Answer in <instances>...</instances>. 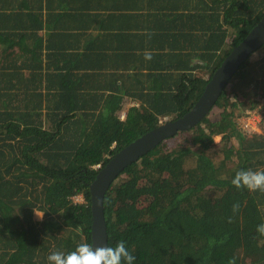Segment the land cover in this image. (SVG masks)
<instances>
[{
  "label": "trees",
  "instance_id": "obj_1",
  "mask_svg": "<svg viewBox=\"0 0 264 264\" xmlns=\"http://www.w3.org/2000/svg\"><path fill=\"white\" fill-rule=\"evenodd\" d=\"M205 7L192 14L205 44L197 68L181 73L177 85L123 84L114 96L75 71L81 58L73 54L49 53L58 64L26 77L30 51L11 48L33 37L10 35L25 26L24 10L10 21L8 8H0V264H47L52 251L92 244L90 185L99 169L144 133L191 110L225 57L264 17V0H210ZM256 52L261 59L241 65L198 125L128 165L110 185L108 245L125 241L135 264H264V236L257 232L264 193L231 183L241 169L264 170V44ZM126 94L137 105L121 118ZM258 105L261 132L248 133L236 118Z\"/></svg>",
  "mask_w": 264,
  "mask_h": 264
},
{
  "label": "crops",
  "instance_id": "obj_2",
  "mask_svg": "<svg viewBox=\"0 0 264 264\" xmlns=\"http://www.w3.org/2000/svg\"><path fill=\"white\" fill-rule=\"evenodd\" d=\"M204 4L207 9L210 0H0V8L13 16L10 21L24 10L25 26L17 25L10 35L16 31L17 39L22 33L33 37L11 48L17 54L30 51L34 63L25 70L26 77L58 64L49 53L73 54L81 58L75 71L99 81L100 91L111 96L123 84L177 85L181 73L197 68L205 44L192 14ZM93 71L107 76L94 79ZM133 105L137 102L124 95L120 117Z\"/></svg>",
  "mask_w": 264,
  "mask_h": 264
},
{
  "label": "water",
  "instance_id": "obj_3",
  "mask_svg": "<svg viewBox=\"0 0 264 264\" xmlns=\"http://www.w3.org/2000/svg\"><path fill=\"white\" fill-rule=\"evenodd\" d=\"M263 44L264 17L225 57L191 110L175 120H166L154 129L144 133L118 151L98 171L90 185L92 201L91 238L94 246L108 245L104 199L112 182L128 165L138 161L165 140L176 136L181 131H189L198 125L211 112L231 77Z\"/></svg>",
  "mask_w": 264,
  "mask_h": 264
},
{
  "label": "clouds",
  "instance_id": "obj_4",
  "mask_svg": "<svg viewBox=\"0 0 264 264\" xmlns=\"http://www.w3.org/2000/svg\"><path fill=\"white\" fill-rule=\"evenodd\" d=\"M151 58V53L146 52L145 59L150 60ZM99 167L100 165L97 168ZM231 183L237 189L264 193V170L241 169L235 173ZM81 199L83 200L82 197ZM239 207V203L234 204L233 212H237ZM37 216L43 219V216ZM229 222H231V218ZM257 232L264 236V224L257 226ZM135 261V255L123 240L115 246H94L89 243H81L75 250L67 254L61 251H52L47 256V264H135Z\"/></svg>",
  "mask_w": 264,
  "mask_h": 264
},
{
  "label": "rangeland",
  "instance_id": "obj_5",
  "mask_svg": "<svg viewBox=\"0 0 264 264\" xmlns=\"http://www.w3.org/2000/svg\"><path fill=\"white\" fill-rule=\"evenodd\" d=\"M261 59V56L259 55V53H254L251 57H250V61H252L253 63H257L258 60ZM257 68V64H254ZM258 69V68H257ZM235 98H231L232 101H234ZM257 99V97L255 98ZM237 100V99H236ZM238 106H236L234 108V111H236L238 108ZM260 105H258L256 108H254L253 110H249V108L246 109V112L248 114H242V115H239L237 116L236 118V123L238 124L239 127L243 126L245 127L246 129L243 130L246 131V132H253V131H257V132H261V128L259 126V124L262 122V119H263V115H262V110H260ZM215 113L212 114V118L214 120L218 119L220 117V109H215ZM172 138V137H171ZM171 138L167 139L168 141L171 140ZM220 138L221 136H216L215 137V142H219L220 141ZM165 140V141H167ZM75 201H83L81 199V196H76L75 198ZM37 215H40L42 216V213L41 212H37ZM38 217V216H37Z\"/></svg>",
  "mask_w": 264,
  "mask_h": 264
},
{
  "label": "built area",
  "instance_id": "obj_6",
  "mask_svg": "<svg viewBox=\"0 0 264 264\" xmlns=\"http://www.w3.org/2000/svg\"><path fill=\"white\" fill-rule=\"evenodd\" d=\"M244 130L246 129L245 127H243V126H241ZM247 130V129H246ZM99 165H97V167H98Z\"/></svg>",
  "mask_w": 264,
  "mask_h": 264
}]
</instances>
